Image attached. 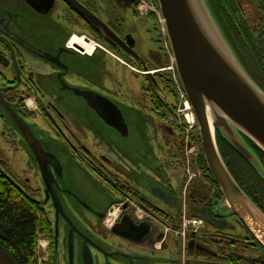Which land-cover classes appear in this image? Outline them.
<instances>
[{"label":"flooded vegetation","instance_id":"obj_1","mask_svg":"<svg viewBox=\"0 0 264 264\" xmlns=\"http://www.w3.org/2000/svg\"><path fill=\"white\" fill-rule=\"evenodd\" d=\"M33 1L37 9L26 0H13L20 12H11L10 0H0V149L5 145L22 152L32 175L18 182L0 159V177L16 185L47 217L51 236L41 239L45 262L264 264V251L239 221L217 212L218 189L201 163L200 142L199 147L193 143L196 133L188 135L186 144L185 130L170 122L176 112H170L164 97L170 86L166 50L149 54L150 64L136 54L133 25L142 18L137 0H73L78 8L68 0H52L48 10L50 0ZM224 4L233 49L264 94V0H227ZM128 12L132 24L126 21ZM34 24L37 28L31 29ZM35 30L48 39L60 36L64 42H35ZM10 34L50 58L21 47ZM74 39H83L91 51L70 47ZM102 55L143 78L141 94L162 121L164 145L147 152L154 158L133 147L131 154L139 160L131 162L109 146L99 153L93 150L95 146H90L92 151L79 141H66L65 136L99 133L100 129L128 140V124L108 90L81 81V73L74 72L80 66L76 62ZM21 123L52 157L41 161L42 171L23 137ZM40 126L41 131L66 142L72 159L107 192L111 202L88 201L78 195L67 181L62 162L38 137ZM257 158L264 168V161Z\"/></svg>","mask_w":264,"mask_h":264},{"label":"water","instance_id":"obj_2","mask_svg":"<svg viewBox=\"0 0 264 264\" xmlns=\"http://www.w3.org/2000/svg\"><path fill=\"white\" fill-rule=\"evenodd\" d=\"M26 1L37 9L35 1ZM155 1L177 81L196 121L208 176L222 197L217 212L236 217L264 251V214L234 181L217 144L219 134L264 180V168L247 143L264 154V94L229 44L209 0ZM68 2L79 7L73 0ZM49 7L52 0L45 9ZM10 39L41 58H50L16 35L10 34ZM21 124L23 137L42 171L41 161L50 155L44 153L28 126Z\"/></svg>","mask_w":264,"mask_h":264},{"label":"rangeland","instance_id":"obj_3","mask_svg":"<svg viewBox=\"0 0 264 264\" xmlns=\"http://www.w3.org/2000/svg\"><path fill=\"white\" fill-rule=\"evenodd\" d=\"M9 9L11 12L16 11L13 7V0H10ZM128 24H132L133 19L130 17L129 12L125 14ZM139 20L134 22L135 40H136V54L147 61L149 64L148 55L151 53H159L160 50L166 49L165 40L161 34V27L157 22L151 18L141 16ZM32 22V18H30ZM35 23V22H34ZM31 29L37 28L36 25H31ZM35 42H49L57 45L63 44V39L59 36L53 39H48L44 34L36 30ZM38 33V34H37ZM36 36L37 40L36 41ZM70 47L79 50H84L86 53L91 51V46L88 45L83 39H74L70 42ZM100 60V61H99ZM75 65H80L74 68L81 73L80 80L92 86L103 87L108 90L109 97L117 104L118 111L123 113L124 118L130 129L128 140H123L117 134L111 131L100 129L99 133H86L83 136L75 134V136H65V139L70 144H76V141L89 145L88 149L92 150L90 146H95L93 150L102 153L104 148L109 146L111 149L120 152L125 160L137 162L139 159L131 154L132 148L135 147L139 152H144L150 157L154 158V154H148L149 151H154L155 148L164 145L163 135L161 133V119L158 115L152 113L150 109V101L148 98L141 94L143 78L133 73L131 69L125 68L114 58L107 55L96 57L93 60L85 62H76ZM165 95V102L167 105L172 106L175 103L173 95L169 92ZM163 113V112H162ZM167 115L166 112H164ZM83 126V125H81ZM39 127L41 141L44 146L50 151L54 152L59 160L66 168V177L68 183L75 188L81 198L84 197L88 201L93 199H100L103 204L111 202L106 191L97 186L96 181L88 175V173L81 167L74 159H72L70 150L67 148L66 142L58 139L51 134L41 131ZM175 138L179 136L178 132L174 130ZM171 143V142H170ZM132 145V146H131ZM92 150V151H93ZM24 154L16 151L12 146H5L0 149V159L7 164V170L11 177L19 182V179L31 178L30 169L27 166V160ZM26 162V164H25ZM264 208V207H263ZM239 226L235 224V229ZM40 248L44 250L45 242L39 241ZM44 259L46 258L43 255ZM0 264H11L3 251L0 249Z\"/></svg>","mask_w":264,"mask_h":264},{"label":"trees","instance_id":"obj_4","mask_svg":"<svg viewBox=\"0 0 264 264\" xmlns=\"http://www.w3.org/2000/svg\"><path fill=\"white\" fill-rule=\"evenodd\" d=\"M216 1L209 0V3L225 37L233 49L231 38L228 35V25L224 18L225 13H227L224 3L227 0H224V3L219 0L222 7ZM151 16L156 20L153 15ZM168 64L169 61L166 59L165 65ZM168 84H170L169 93L173 95L176 102L175 86L171 81V76H168ZM170 109L172 113L175 109V103L170 106ZM193 143L199 147L197 135ZM247 143L255 155L264 161V154L250 142L247 141ZM217 144L221 157L234 181L264 214V180L247 162L230 148L219 134H217ZM200 160L206 169L203 158ZM207 177L213 183L210 177ZM213 185L215 184L213 183ZM218 194V202H220L222 197L219 190ZM50 236V224L45 214L34 203L27 200L16 185L0 177V249L9 262L11 264H39V248L37 242L39 239L50 238ZM251 240L259 247L252 238Z\"/></svg>","mask_w":264,"mask_h":264},{"label":"built area","instance_id":"obj_5","mask_svg":"<svg viewBox=\"0 0 264 264\" xmlns=\"http://www.w3.org/2000/svg\"><path fill=\"white\" fill-rule=\"evenodd\" d=\"M137 5H138V12L141 15H146L148 13H154L156 14V8L154 5V0H137ZM172 70V68H170ZM192 119V113L190 110V107H188V102L185 99V96L180 92L178 89V104H177V109H176V119H172L170 122L182 127L185 130V139H186V144L187 141L189 140L188 135L193 131L195 122L191 121ZM38 246L40 248V245L38 243ZM40 250H42L40 248ZM43 252L45 251L42 250Z\"/></svg>","mask_w":264,"mask_h":264},{"label":"bare ground","instance_id":"obj_6","mask_svg":"<svg viewBox=\"0 0 264 264\" xmlns=\"http://www.w3.org/2000/svg\"><path fill=\"white\" fill-rule=\"evenodd\" d=\"M188 107H190L189 104H188ZM191 121L195 122L194 115H192Z\"/></svg>","mask_w":264,"mask_h":264}]
</instances>
